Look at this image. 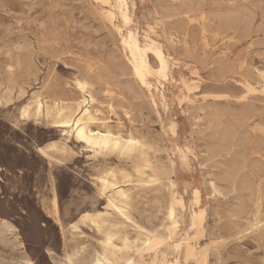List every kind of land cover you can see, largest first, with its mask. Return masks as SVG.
<instances>
[{
	"label": "rangeland",
	"instance_id": "374dc122",
	"mask_svg": "<svg viewBox=\"0 0 264 264\" xmlns=\"http://www.w3.org/2000/svg\"><path fill=\"white\" fill-rule=\"evenodd\" d=\"M263 76L264 0H0V264H89L109 223L143 229L135 264H264ZM78 80L92 128L142 152L80 144L46 109L22 120L39 95L77 100ZM111 173L132 222L100 192Z\"/></svg>",
	"mask_w": 264,
	"mask_h": 264
},
{
	"label": "bare ground",
	"instance_id": "6f19581e",
	"mask_svg": "<svg viewBox=\"0 0 264 264\" xmlns=\"http://www.w3.org/2000/svg\"><path fill=\"white\" fill-rule=\"evenodd\" d=\"M219 16L217 15L218 20L222 21L223 16L221 17V19ZM225 17H223V19H225ZM229 17H231V15H229ZM229 17L227 19H229ZM239 17L240 15L237 14V17L236 18L234 17V18L237 19ZM201 18L202 17H200V19ZM206 18L202 21H205ZM218 20L216 19V21ZM233 20L234 19L232 18V21ZM239 21H235V22H239ZM205 23L206 22H204L203 24ZM233 26L234 25H232V28ZM202 28H206V27L203 26ZM227 29L228 28L226 26L223 28V31L227 32ZM164 32H166V30H164ZM203 32L206 34V31H204V29H203ZM232 40L231 42L235 43ZM76 87L79 91L80 97L77 100L71 101V102L55 100L51 104H49L48 101L41 99L39 95L38 97L34 99L32 106H28L27 108L23 110L22 120H28L32 116L40 119L44 113V110L46 109V115L48 119L52 120L51 125L53 126V128L60 129L63 132L64 136L68 135V137H73L75 141L80 144H85L88 146H92L93 148H99L102 150H113V151L116 150V151L125 152L128 154L142 152L144 148V144L139 139L135 138L132 135H129L128 137L125 138L121 135L113 133L109 128L105 127L106 125L97 127V129L94 130L92 127L99 122V119L97 118L99 110L95 108V105L97 103L96 93L93 91L92 86L87 81L78 80L76 83ZM101 124L104 125V123H101ZM55 148H56V143H52V145L48 149H55ZM39 152L45 158L51 159V157L48 154L47 149L39 148ZM98 179L100 181V192L101 194L106 195L108 209L112 210L117 216L122 217L124 222L125 221L132 222V219L130 218V215L128 213V205H129L128 194L126 193L125 190L120 189L119 182H117L115 174L111 173L110 175L106 177H100ZM53 204H54V207H56L55 200H53ZM175 215L176 213L174 209L170 207L167 213L168 221H172L175 218ZM80 221L83 223L91 222L99 230H101L106 224L102 214L100 213L98 214L85 213L81 216ZM108 225H109V228L105 229L104 239L101 242V251L97 252L92 257V259H90L89 264H135L134 259L129 254V251H133L134 254H137V252L139 251L140 249L139 242L141 241V237L143 236V232H141L143 231V229L141 227H137V229H140L141 231L134 241H130L129 238L122 233L121 228L119 227L120 225L110 224V223ZM115 240H120L121 245L116 244ZM147 242H148V238L146 242H144V244ZM70 263L75 264L72 260H70ZM25 264H33V262L30 261L28 258H26Z\"/></svg>",
	"mask_w": 264,
	"mask_h": 264
}]
</instances>
